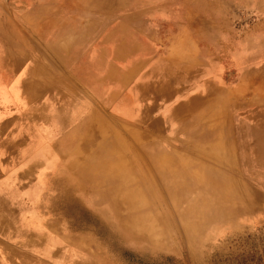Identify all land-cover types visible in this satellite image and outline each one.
Segmentation results:
<instances>
[{"label":"crops","instance_id":"crops-1","mask_svg":"<svg viewBox=\"0 0 264 264\" xmlns=\"http://www.w3.org/2000/svg\"><path fill=\"white\" fill-rule=\"evenodd\" d=\"M120 4L11 0V30L0 41L1 264L72 260L75 222H63L76 214H64L61 199L84 208L93 178L78 167L100 161L101 150H178L167 143L182 141L200 163L222 154L201 148V30L177 21L163 36L122 16ZM236 120L247 131L236 134L235 155L264 193L247 136L264 121Z\"/></svg>","mask_w":264,"mask_h":264},{"label":"rangeland","instance_id":"rangeland-1","mask_svg":"<svg viewBox=\"0 0 264 264\" xmlns=\"http://www.w3.org/2000/svg\"><path fill=\"white\" fill-rule=\"evenodd\" d=\"M118 1L122 16L163 36L179 22L201 30V91L207 95L201 148L221 147L222 154L200 163L182 141L167 143L178 150L164 143L138 152L101 150L100 161L93 156L92 166L78 167L93 180L85 187L84 212L63 222V228L71 217L75 222L67 228V249L75 257L66 264H264V193L234 151L236 134L247 131L236 118L264 121V0H110ZM12 13L11 0H0V41L11 30ZM262 127L247 134L259 178ZM210 164L216 170L203 166ZM207 175L225 178L227 186L216 187ZM80 200L62 197L63 213L70 201L83 205Z\"/></svg>","mask_w":264,"mask_h":264},{"label":"bare ground","instance_id":"bare-ground-1","mask_svg":"<svg viewBox=\"0 0 264 264\" xmlns=\"http://www.w3.org/2000/svg\"><path fill=\"white\" fill-rule=\"evenodd\" d=\"M173 165V164H172ZM200 171H201V168H200ZM196 173H200L198 170H196ZM201 176H202V174H201ZM206 179H208L207 180V182L209 181V182H212L216 187H219L220 188V186L223 188L224 186H227V183L225 184V178H218V179H212L211 177H208V175H207V177H206ZM79 183V182H78ZM43 185V184H42ZM43 187V186H42ZM77 192V191H76ZM83 198V197H82ZM82 200V199H81ZM80 200V201H81ZM69 207L68 208H70V209H68L69 210V212H71V214H77V215H79V214H81L82 212H84V210H83V208H82V204L79 202V203H73L72 201H70L69 202ZM72 212H74V213H72ZM24 218V217H23ZM28 225V224H27ZM21 226L23 227L24 225H22L21 224ZM123 228H125V223L123 224ZM62 243V242H61ZM52 244H55V242L53 241V243ZM63 244V243H62ZM61 244V245H62ZM58 245V244H57ZM51 246H53L54 247V245H51ZM50 246V248H53V247H51ZM37 248H35V250H36ZM48 249H49V247H47V251H48ZM59 249V248H58ZM6 250V249H5ZM60 250V249H59ZM16 251V250H15ZM47 251H45L44 253H47ZM9 252V251H8ZM33 252V251H32ZM66 252V251H65ZM14 253V252H13ZM34 253V252H33ZM15 254H17V253H15ZM49 254V253H48ZM38 255V254H37ZM42 256H43V254H42ZM44 257V256H43ZM45 257H47V256H45ZM72 257L74 258L75 257V255L73 256V252H72ZM72 257H70V258H72ZM67 258V257H66ZM49 259V258H48ZM64 259V258H63ZM3 262V261H2ZM1 264V263H0ZM5 264V263H4Z\"/></svg>","mask_w":264,"mask_h":264}]
</instances>
